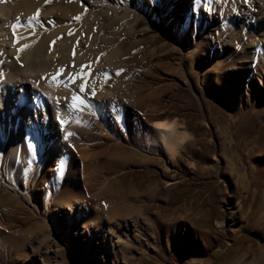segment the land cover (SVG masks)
<instances>
[{"label": "rangeland", "instance_id": "1", "mask_svg": "<svg viewBox=\"0 0 264 264\" xmlns=\"http://www.w3.org/2000/svg\"><path fill=\"white\" fill-rule=\"evenodd\" d=\"M198 2L180 19L172 8L147 18L133 36L121 28L118 42L127 50L119 74L104 71L87 89L101 100L105 115H116L118 108L123 130L128 105L138 100V135L133 143L117 138L118 157L109 154L88 164L87 185L95 184L97 175L102 184L71 202L72 215L55 207L59 194L49 200L39 191L43 164L25 185L22 170L15 183L2 162L0 264H264V180L258 162L264 112L253 110L247 82L243 86V78L232 77L257 68L264 81V0L219 1L207 8L215 15L211 22L202 18ZM125 3L97 10L116 15L130 8ZM77 28L70 22L68 32ZM179 56L183 78L169 67ZM117 84L127 89L116 92ZM228 84L246 92L237 110L231 108ZM99 89L106 93L98 95ZM96 114L88 116L109 136ZM151 116L174 122L184 134L168 154L140 135Z\"/></svg>", "mask_w": 264, "mask_h": 264}, {"label": "bare ground", "instance_id": "2", "mask_svg": "<svg viewBox=\"0 0 264 264\" xmlns=\"http://www.w3.org/2000/svg\"><path fill=\"white\" fill-rule=\"evenodd\" d=\"M126 1L130 8H122V12L116 15L108 13L110 11L97 10L101 5L116 9L125 6ZM161 1L154 0L153 3V0H125L122 4L121 0H0L1 175L4 162L7 165V174L13 182H17L16 174L21 169L24 178L22 182L29 184L36 170L39 171L43 164V174L38 179V189L43 194L41 195L51 200L54 194H59L62 200L57 201L55 207L62 213L64 208L67 209L70 215L73 212L72 201L81 199L84 195L86 197L91 191H97L102 181L97 175V180L101 182L87 185L88 164L106 159L109 154L116 155L121 148L119 142H115L117 138L133 143L138 135L134 120L138 100L129 103L125 113L127 129L123 130L115 118L116 115H105L102 105H98L101 100L92 95V88L87 89L104 71H112L113 75H118L121 56L127 50H122L118 42L121 28L127 27L129 33L133 32V36L142 31L139 28L142 21L155 14L162 17L169 8L180 19L195 11V1H199L197 4L202 18L215 21V15L208 14L207 8L214 7L219 1L229 0H165L164 6L160 7ZM38 10V21H32L31 27H18L14 34L12 25L17 22V18L24 24ZM77 16H80L79 20L74 19ZM178 19L174 21V26ZM70 22L78 25L71 33L68 32ZM104 28L109 32L103 34ZM20 36L27 39H18ZM171 37L175 39L174 35ZM208 37L206 35L204 38ZM24 45L31 46L18 52L17 49ZM175 52L179 53L180 48L177 47ZM165 58L166 56L161 57L160 60L164 61ZM181 59L180 57V62L175 59L178 63H170L169 67L178 77L183 78L185 76ZM57 72L60 75L53 79ZM260 73L254 68L241 70L232 76L235 79L240 76L243 78L241 84L244 86L246 81L251 87L250 99L257 114L264 112V81L260 78ZM105 76L109 78L108 74ZM72 78H75L74 82ZM81 85H85L83 92L80 91ZM123 86L117 84L114 90L117 92L127 89V84ZM227 86L231 108L237 110L238 100L246 92L243 88L237 92L233 84ZM104 92L100 90L98 95H103ZM221 92L222 89L217 87V94ZM34 94L39 95L35 104ZM110 94L107 91V95ZM74 95L83 100L84 104L80 105L79 100L73 102ZM110 97L112 96L107 97L108 102H111ZM73 103L76 106L70 107ZM93 106H98L100 112L97 109L92 111ZM89 113H97L108 129L109 136L100 132L102 126L97 124L98 121L93 123ZM88 124L93 127H90L91 131L96 132H90L87 129ZM177 128L172 121L154 119L151 116L144 123L140 135L168 154L184 137ZM65 136L68 138L65 139ZM260 144L258 162L264 180V140ZM3 219L0 213V229H5ZM81 226L87 230L86 224Z\"/></svg>", "mask_w": 264, "mask_h": 264}, {"label": "snow or ice", "instance_id": "3", "mask_svg": "<svg viewBox=\"0 0 264 264\" xmlns=\"http://www.w3.org/2000/svg\"><path fill=\"white\" fill-rule=\"evenodd\" d=\"M46 2H47V0H46ZM124 2H125V0H121V3H122V4H123ZM153 3H154V0H153ZM38 16H39V10L37 11L36 15L30 17L29 20H28L27 22H25L24 24H21L19 18H17V22H16L15 24L12 25V29H13L14 34L16 33L18 27H26V26H27V27H31V22H32V21H38ZM74 19L79 20V19H80V16L74 17ZM30 34H31V33H30ZM18 39H27V37H25V36H20V37H18ZM30 46H31V45H24L23 48H21V49H17V51H18V52H21V51H23L24 49H26V48H28V47H30ZM117 74H119V73H117ZM59 75H60V73L57 72V74H56L55 76H53V79H57V77H58ZM72 79H73V82H74V79H75V78H72ZM84 88H85V85H81V86H80V91L83 92V91H84ZM38 98H39V95H38V94H34V97H33V103H34V104H35V100L38 99ZM77 100H79L80 105H83V104H84V101H83V100H80L79 97H77V96L74 95V96L72 97V101L75 102V101H77ZM69 106H70V107H75L76 105L73 103V104H71V105H69ZM37 107H38V106H37ZM115 111H116V116H115V118H116L118 121L121 120L122 117H121L120 114H119V110H118V108L115 109ZM161 127H162V125H161ZM69 135H71V134H69ZM67 138H68V136H65V139H67ZM61 167H62V164H61Z\"/></svg>", "mask_w": 264, "mask_h": 264}]
</instances>
